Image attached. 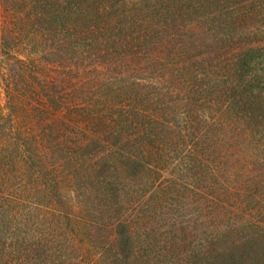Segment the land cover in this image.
Returning a JSON list of instances; mask_svg holds the SVG:
<instances>
[{
    "label": "trees",
    "instance_id": "trees-1",
    "mask_svg": "<svg viewBox=\"0 0 264 264\" xmlns=\"http://www.w3.org/2000/svg\"><path fill=\"white\" fill-rule=\"evenodd\" d=\"M1 86L0 264H201L202 224L156 228L160 168L171 143L198 173L221 119L225 178L264 218V0H0ZM214 215L213 264H264V227Z\"/></svg>",
    "mask_w": 264,
    "mask_h": 264
},
{
    "label": "rangeland",
    "instance_id": "rangeland-1",
    "mask_svg": "<svg viewBox=\"0 0 264 264\" xmlns=\"http://www.w3.org/2000/svg\"><path fill=\"white\" fill-rule=\"evenodd\" d=\"M1 8V12L3 15L5 11L3 7ZM2 20H4L3 16ZM0 94L2 101L5 102L2 86L0 89ZM194 115L197 116L196 112ZM206 126H209V123ZM215 128L216 131L218 130L221 132H226H224V135H220L219 138H216V140L218 141V145H216L217 148L213 149L208 147L206 151L207 153L204 154L206 164L204 165V167L199 169V172L195 173L194 176L190 174L185 176L183 179L178 178L181 172L178 171L179 175L177 174V167L183 164L182 156L188 153V150H186V152L184 153V146L182 148L183 152H181V150L179 149L180 147L178 148L175 144L168 143L167 145H165L163 148L164 157L162 159V166L160 168L162 170L160 171L162 176L168 180L173 178L174 174V178L177 180L178 186L177 191L174 194V198L171 200V195H168L167 192L163 193L162 198L164 199V201L162 204L161 214H166L164 217H168V219L166 221L164 220L161 224L158 218L156 222V228L161 231L160 233L169 231L172 227V223H174V219H176L175 214L177 216V214H180L181 212H183V217H185V219L191 225L192 223L202 224L203 226L197 229L198 236L197 239H195V249L199 254L198 257H200L199 259H201V264H213V260L222 259L221 256L218 257V253H222L223 250L221 249L222 247L218 246L217 244H222L218 241L220 233H228V230L227 228L225 229L227 225L224 221H218L215 225V211H225V209L230 208L231 211L233 210L236 213L235 216L237 218L234 219L243 222V225H252L254 229H251V231L253 232L257 230L256 227H258L260 230H263V228L261 227H264V218L262 215H259L258 210H252L253 208L245 209V192L240 193L241 190L239 191V189L236 187V184L241 179V171L239 170V174L233 175L232 177H230V179L225 178V176H227L229 167L228 162L231 161L230 167H232V164L234 165L233 162H235V160L240 157L235 146L234 139L231 140V137L226 136H232L233 134H231V130H229L230 128L227 123L222 119ZM208 142L210 145L215 146V141L209 140ZM215 150H217V153H214ZM213 161L217 163L216 166L215 164H213ZM197 171L198 169L195 172ZM134 186L139 191V194H136L137 197H140L138 196L140 194L147 195L148 193L149 195L150 192L148 190L152 188L150 182H148L144 177L136 180ZM69 189L71 190L72 188ZM228 191L231 194L230 198L228 197ZM179 194H182L184 199H181V197H179ZM79 195L80 193L77 190L76 193L72 192L74 200H77L79 198ZM219 195L221 196L219 197ZM157 209L159 210V206ZM172 214L173 216L171 218ZM248 225L243 226L242 230L241 227L233 229V231L231 232L232 235L246 233L248 231ZM245 229H247V231H244ZM187 234H191L192 236V229H189ZM145 243L146 240H144V244ZM184 255L185 254L183 253L182 256Z\"/></svg>",
    "mask_w": 264,
    "mask_h": 264
}]
</instances>
